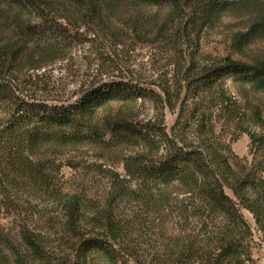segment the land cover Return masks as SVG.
<instances>
[{"label":"trees","instance_id":"16d2710c","mask_svg":"<svg viewBox=\"0 0 264 264\" xmlns=\"http://www.w3.org/2000/svg\"><path fill=\"white\" fill-rule=\"evenodd\" d=\"M121 1L143 10L170 8L167 19L181 27V39L182 31L198 35L236 6L234 0H0V217L19 213L15 199L23 193L50 195L61 205L58 229L49 238L17 226L14 237L22 248L13 229L0 224L1 258L13 264H257L253 228L243 212L250 214L264 244V161L253 156L247 163L227 154L203 97L221 105L218 122L240 128L237 102L225 96L224 81L233 78L264 92V62L225 58L199 68L193 60L183 89L198 101L190 109L201 117L196 146L187 141L191 127L185 125L182 131L171 128L169 135L133 125L128 116L105 119L101 127L98 113L111 104L131 106L151 98L129 81L92 84L65 101L51 96L46 82L28 89L27 71L67 60L80 44L83 26L86 34H104L106 15H114ZM184 105L181 118L188 112ZM136 141L155 157L133 163L127 176L135 175V183L117 181L102 207L62 194L50 163L34 155L49 145L111 148Z\"/></svg>","mask_w":264,"mask_h":264},{"label":"rangeland","instance_id":"374dc122","mask_svg":"<svg viewBox=\"0 0 264 264\" xmlns=\"http://www.w3.org/2000/svg\"><path fill=\"white\" fill-rule=\"evenodd\" d=\"M234 1L236 6L203 28L198 35L182 31L183 39L179 37L181 27L176 23L169 24L170 8L143 10L126 1L118 2L115 14L106 15L109 17V29L104 34L97 31L86 34L87 26H83L79 31L80 44L67 60L47 66L42 71H27L25 80L32 85L28 89L34 90V85L37 87L41 81L46 82L51 96L65 101L73 98L79 89L92 84L114 79L129 81L147 90L152 99H138L131 106L111 104L98 113L97 122L101 127L105 119L128 116L133 125L154 126L169 135L171 128L182 131L185 125L191 127L186 132L187 141L196 146L201 141L198 133L201 117L190 109L198 101H191L183 89L186 72L193 60L199 68L225 58L249 65L264 62V5L258 0H242L245 4L240 0ZM135 19L141 22L135 23ZM198 72L194 71L195 74ZM223 90L227 98L237 102L236 112L242 123L240 128H236L218 122L221 105L204 96L203 103L210 106L212 118L216 119L217 141L226 146L227 154L231 152L239 160L248 163L254 156L255 162L264 161V92L233 78L224 81ZM168 98H171L170 104ZM183 103L188 112L181 118L179 107ZM104 140L111 141L109 133ZM155 154L139 141L111 148L103 144L63 148L49 145L34 153L36 159L50 163L55 186L62 194L80 195L92 207L104 206L117 181L134 184L135 175L127 176V171L137 160H144V157L152 160ZM15 200L20 205L19 213H4L0 224L13 229V239L18 248L23 247L19 245L18 236L14 237L19 224L27 225L46 238L56 232L61 218L58 200L41 193H23ZM243 215L254 232V260L257 264H264V244L250 214L243 212ZM0 264L13 263L9 257L3 259L0 256Z\"/></svg>","mask_w":264,"mask_h":264}]
</instances>
